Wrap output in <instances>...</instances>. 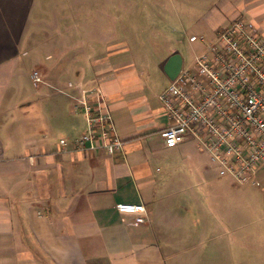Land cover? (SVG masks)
<instances>
[{"label": "crops", "instance_id": "0c3cea01", "mask_svg": "<svg viewBox=\"0 0 264 264\" xmlns=\"http://www.w3.org/2000/svg\"><path fill=\"white\" fill-rule=\"evenodd\" d=\"M216 1L206 18L210 41L218 31L241 18L255 22L264 37V0ZM41 3V0H0V264H202L198 253L187 258L186 251L181 249L182 253L175 254L173 238L175 232H179V239L190 235L193 246L198 247L207 244L205 232H211L216 244L227 241L228 246L229 238L235 237L237 215L234 209L218 203L224 195L244 200L245 212L258 202L264 222V164L254 174L259 186H243L259 187L258 193L245 189L236 193L210 177L203 179L204 193L211 202L208 209L200 212L201 223H197L196 229L194 225L177 222L169 202L160 203L159 192L161 188L164 191L165 182L155 160L160 151L169 149L161 136L169 121L160 95L172 81L165 65L171 56L179 55L173 47H166L165 54L157 58L156 65L168 84L156 90L145 79L129 47L116 42L121 38L117 27L111 28L110 33L102 27L95 30L97 35L93 38L90 34V38L114 41H107L106 48L99 52L81 53L85 68L76 66L80 54H72L74 67L70 72L74 80L69 81L68 91L61 89L59 74L64 70L59 69L57 62L60 51L52 53L56 60L52 67H43L41 63L32 67L33 72H39L35 89L49 83L56 93L64 96L62 121L64 130L72 135L67 137L63 132L54 135L58 122L44 129L35 124H20L21 118L34 117V122L38 121V113H26L17 105L20 100L28 109L33 107L29 99H23L21 87V66L33 49L34 53L38 50L30 39L37 31L41 37L44 32L50 37L63 33L53 21L47 25L48 29L42 28L45 23L38 17ZM34 25L37 31L33 33ZM88 29L92 30L90 26ZM75 30L76 27L68 26L69 40ZM194 43L200 51L204 48L201 42ZM72 49L75 51L76 46L71 41L66 50ZM55 71L57 76L50 77L49 73ZM49 99L56 104L61 100L59 96ZM84 105L108 115L114 132L124 142L120 153L111 156L102 150L71 151L72 142L88 129ZM62 139L68 141L66 152L59 144ZM222 179L237 188L228 179ZM224 188H228L227 192ZM120 203L143 204L145 223L137 225L135 216L118 212L116 205ZM241 213L238 214L242 216ZM198 227L201 239L195 242V233L193 236L187 232H195ZM213 261L230 264L234 259L223 255Z\"/></svg>", "mask_w": 264, "mask_h": 264}, {"label": "rangeland", "instance_id": "374dc122", "mask_svg": "<svg viewBox=\"0 0 264 264\" xmlns=\"http://www.w3.org/2000/svg\"><path fill=\"white\" fill-rule=\"evenodd\" d=\"M41 2L38 17L42 18L45 23L42 28L48 29L47 25L50 26L53 21L63 33L58 32V35L50 37L51 34L44 32L43 37H41V32L37 31L34 25L35 30H33V33L37 32L30 39V44L33 47L38 46V50L34 53L33 49L21 66L23 70L21 71V80H23L21 87H24L23 99H29V105L33 107L28 109V106H25V103H21L20 100L17 101V105L19 107L22 106L23 111L26 113H38V121L35 123L33 117L21 118L18 122L20 124H35L39 128L43 127V129L46 127L52 128L58 122L55 128L57 130L53 134L57 135L59 132H63L68 137L72 134H68L64 130L66 129L64 128L65 121H62L63 108L66 107L64 96H62L61 92L56 93L55 87H52L49 83L42 86L39 90L35 89L32 80L29 78V73L33 72L32 67L34 64L40 65L41 63L43 67L50 68L54 63L56 64L52 53L60 51V60L58 59L57 62L59 69L64 70L59 75L62 82L61 89L66 92L68 91L69 81L72 82L74 80L70 72L74 67L72 56L73 58L75 56L72 54L74 52H76V55L80 54V58L77 61L75 60L76 66L85 68L87 64L81 53L84 51L86 53L91 51L99 52L106 48V43L112 41L93 39L97 35L94 31H99L102 27L110 33L111 28L115 26L117 27L118 35L121 37L116 42H123L129 47L137 64L145 73V79L151 82V86L156 90H159L168 84V81L160 67L156 65L159 62L157 58L165 54L166 47H173L182 57L183 67L192 66L194 52L197 50L200 52V49L197 43H190L189 37L191 35H205L206 40L210 41V30L207 26L206 18L211 14L217 1L41 0ZM53 17L59 22L53 20ZM100 21L103 22L100 23ZM68 26L76 27L77 29L71 32L70 40L67 33ZM89 26L92 30L88 29ZM36 34L37 36L35 37ZM90 34H92L93 38H90ZM71 41L75 43V51L74 49L66 50L68 42ZM88 43L91 44L90 47ZM67 69H69V72ZM57 72L55 71L54 74L50 72V77H56ZM57 95L61 100L56 104L49 98L58 97ZM51 113L58 114L57 118ZM18 122L15 126H18ZM59 122L61 123L59 124ZM13 125L14 123L12 122ZM15 136L19 137L18 134H15ZM155 167H158L160 171L159 175L163 179V184L165 182L164 191L161 188L159 192L162 195L160 203L162 204L163 201L169 202L173 218L177 222L194 225L193 228L195 229L197 228V223L200 222V212L210 207V196H206L204 193L205 185L202 184L203 179L206 177L219 182V185L227 186L232 191L235 190L234 192L236 193L244 189L248 192L257 193L261 190L259 187L237 186L236 188L231 184H227L225 180L218 176L207 155L199 151L191 143H184L171 149H163L156 155ZM228 188H224L225 192H227ZM162 197H165V200ZM227 197L224 195V199L220 200L219 198L218 203H224L225 208L234 209L237 215L236 229L233 231L235 237L232 240L229 238L230 244L227 246V241L216 244L213 241L215 238L212 237V233L205 232L204 239L207 244L203 243V246L198 244V247H194V242L190 235V237L179 239V232H175L176 238H173L176 241L174 243L176 246L173 249L175 254L179 255L182 253L180 252L181 249L186 251L187 258L198 253V257L203 259L204 263L202 264H213L214 257L223 255L234 259V262L230 264H264V222L259 203L256 202V206H253L249 213L243 211V207H245L243 206L244 200L239 197ZM239 212H242V216L238 214ZM180 217H182L181 220ZM240 226L241 228H239ZM199 229L200 227H198V231L187 232L192 235L195 233V242L197 239H201V231ZM178 244L181 245L178 246Z\"/></svg>", "mask_w": 264, "mask_h": 264}, {"label": "built area", "instance_id": "2783aa9c", "mask_svg": "<svg viewBox=\"0 0 264 264\" xmlns=\"http://www.w3.org/2000/svg\"><path fill=\"white\" fill-rule=\"evenodd\" d=\"M202 51L193 65L181 67L160 95L168 126L161 136L166 148L184 142L205 153L219 177L235 186H259L256 170L264 164V37L255 22L233 20L214 40L191 36ZM34 86L39 72L31 73ZM87 131L72 142V152L102 150L114 156L123 150V139L109 123L106 113L84 105ZM59 144L67 151L68 141ZM118 212L145 223L143 204L120 203Z\"/></svg>", "mask_w": 264, "mask_h": 264}, {"label": "water", "instance_id": "95a60500", "mask_svg": "<svg viewBox=\"0 0 264 264\" xmlns=\"http://www.w3.org/2000/svg\"><path fill=\"white\" fill-rule=\"evenodd\" d=\"M182 67V58L180 55H173L165 65V72L170 80L175 79Z\"/></svg>", "mask_w": 264, "mask_h": 264}]
</instances>
